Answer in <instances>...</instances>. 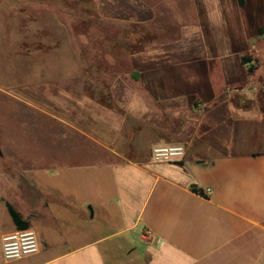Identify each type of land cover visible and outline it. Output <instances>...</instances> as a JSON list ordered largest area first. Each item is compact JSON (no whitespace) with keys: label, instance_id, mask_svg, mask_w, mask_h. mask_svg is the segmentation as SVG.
I'll return each instance as SVG.
<instances>
[{"label":"crops","instance_id":"crops-1","mask_svg":"<svg viewBox=\"0 0 264 264\" xmlns=\"http://www.w3.org/2000/svg\"><path fill=\"white\" fill-rule=\"evenodd\" d=\"M243 1L264 15V0ZM13 21L1 6L0 108L58 123L65 149L95 159L28 162L0 143V264H264V18L246 39L252 62L221 64L224 89L210 79L206 98L148 90L119 98L120 110L24 79ZM182 144V161H152L154 147ZM8 203L40 245L9 262L2 238L20 230Z\"/></svg>","mask_w":264,"mask_h":264},{"label":"rangeland","instance_id":"rangeland-1","mask_svg":"<svg viewBox=\"0 0 264 264\" xmlns=\"http://www.w3.org/2000/svg\"><path fill=\"white\" fill-rule=\"evenodd\" d=\"M1 6L15 18L13 59L32 68L22 71L24 79L50 77L56 94L85 95L116 109L119 98L148 90L206 98L210 79L224 89L221 64L250 58L245 49L264 18L238 0H0ZM244 13L250 21L242 26ZM0 121L6 125L0 143L14 158L95 159L88 150L65 149L58 123L1 108Z\"/></svg>","mask_w":264,"mask_h":264},{"label":"built area","instance_id":"built-area-1","mask_svg":"<svg viewBox=\"0 0 264 264\" xmlns=\"http://www.w3.org/2000/svg\"><path fill=\"white\" fill-rule=\"evenodd\" d=\"M186 156V149L183 145L156 146L152 150L151 159L157 164L175 163L182 161ZM211 192L205 191V195ZM151 232L144 233L148 238ZM40 245L36 232L32 229L15 231L3 236L2 253L5 261L22 260L39 252Z\"/></svg>","mask_w":264,"mask_h":264},{"label":"trees","instance_id":"trees-1","mask_svg":"<svg viewBox=\"0 0 264 264\" xmlns=\"http://www.w3.org/2000/svg\"><path fill=\"white\" fill-rule=\"evenodd\" d=\"M240 4L243 5L244 1L243 0H239ZM243 63H250L252 62L251 58H247V57H243L242 59ZM194 191L198 192V193H202L201 190L197 189V188H193ZM8 210L10 212V215L12 216V219L17 227L18 230H26L29 228V224L24 221L21 217V215L8 203L7 204Z\"/></svg>","mask_w":264,"mask_h":264}]
</instances>
